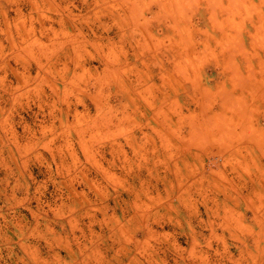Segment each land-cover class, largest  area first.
Segmentation results:
<instances>
[{"label":"rangeland","instance_id":"374dc122","mask_svg":"<svg viewBox=\"0 0 264 264\" xmlns=\"http://www.w3.org/2000/svg\"><path fill=\"white\" fill-rule=\"evenodd\" d=\"M0 264H264V0H0Z\"/></svg>","mask_w":264,"mask_h":264}]
</instances>
